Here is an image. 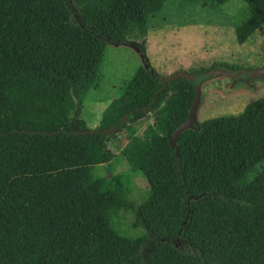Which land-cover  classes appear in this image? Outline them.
<instances>
[{"label": "trees", "instance_id": "1", "mask_svg": "<svg viewBox=\"0 0 264 264\" xmlns=\"http://www.w3.org/2000/svg\"><path fill=\"white\" fill-rule=\"evenodd\" d=\"M166 1L0 0V264H264V169L249 177L264 161V96L184 131L173 149L198 81L162 89L146 54L149 16ZM243 1L241 45L264 26V0ZM138 39L152 73L139 66L90 129L84 101L106 48ZM147 110L153 125L138 134ZM112 127L128 136L129 169L118 174ZM133 175L147 181L136 207ZM122 210H134L143 236L114 227Z\"/></svg>", "mask_w": 264, "mask_h": 264}, {"label": "rangeland", "instance_id": "2", "mask_svg": "<svg viewBox=\"0 0 264 264\" xmlns=\"http://www.w3.org/2000/svg\"><path fill=\"white\" fill-rule=\"evenodd\" d=\"M246 12H250V7L243 0H231L224 6L208 8L187 0H167L159 13L149 16L146 54L160 76L205 70L196 80L197 85L202 84L203 91L197 110L198 124L216 117L238 115L246 105L264 96V77L235 82L233 77L207 74L217 68L238 72L264 67V26L247 43L241 45L236 41L234 16L239 14L238 17L243 18ZM140 40H132L134 48L123 44H110L106 48L95 87L90 89L84 101L82 118L90 129L99 128L111 101L122 94L124 86L142 65L141 54L135 49ZM218 64L229 67L212 69ZM153 122L154 113L150 112L132 126L142 134ZM107 140L115 153L113 173L127 171L129 163L122 153L128 143L127 131L112 134ZM105 169V166H97L94 174L104 176ZM263 169L264 161L256 166L250 179ZM133 181L135 186L131 199L136 207L146 196L147 181L139 175H133ZM134 222V210H122L113 215L114 227L122 235L137 239L145 231L141 227L136 228Z\"/></svg>", "mask_w": 264, "mask_h": 264}, {"label": "water", "instance_id": "3", "mask_svg": "<svg viewBox=\"0 0 264 264\" xmlns=\"http://www.w3.org/2000/svg\"><path fill=\"white\" fill-rule=\"evenodd\" d=\"M127 44H129V45H127ZM132 44H134V43L133 42H127V43H125L123 45L124 46H127V47L134 48L132 46ZM141 59H142V62H143L142 63V66H144L146 68V70H148L149 72L151 71V73H152L151 65H149L145 61V56H142L141 55ZM207 74H208V76H212V77H214V76H217V77H220V76L233 77L235 79V82H238L240 80H245V79H248L246 81H249V79L251 77L252 78H257L258 76L264 77V67L263 68H260L258 70H254V71L241 70V71H238V72L231 71L230 69H220V68H217V69H214V70L208 72ZM200 76H201L200 74L193 75L191 73H186V72H182V71L181 72H178V73H174L172 75H168L166 77H162L161 76V79L163 80L162 89L167 85L168 82L175 81V80H177L179 78H184L186 80L195 81ZM202 93H203V91H202V84L197 85V87H196V97H195V100L193 102V105H192V108L190 110L189 117H188L187 121H185L182 125H180L175 130V132L173 133V135L170 138V144H171V147L173 149L176 148L177 139L180 137V135L184 131L190 130V129H194L195 128V125H198L197 110H198V108H199V106L201 104V95H202ZM147 112H148V114L150 113L149 110H147ZM114 133L115 134L118 133V128L117 127H112V128H110L106 132L107 136H110V135H112ZM105 167H106V169L108 168V164L107 163L105 164ZM109 176H111L110 172H109Z\"/></svg>", "mask_w": 264, "mask_h": 264}, {"label": "crops", "instance_id": "4", "mask_svg": "<svg viewBox=\"0 0 264 264\" xmlns=\"http://www.w3.org/2000/svg\"><path fill=\"white\" fill-rule=\"evenodd\" d=\"M233 28V27H232Z\"/></svg>", "mask_w": 264, "mask_h": 264}]
</instances>
